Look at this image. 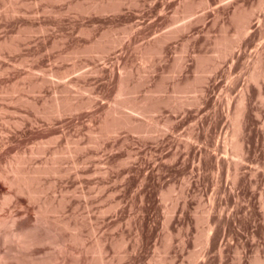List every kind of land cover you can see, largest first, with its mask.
I'll return each instance as SVG.
<instances>
[{
    "label": "rangeland",
    "instance_id": "obj_1",
    "mask_svg": "<svg viewBox=\"0 0 264 264\" xmlns=\"http://www.w3.org/2000/svg\"><path fill=\"white\" fill-rule=\"evenodd\" d=\"M0 206V264H264V0H0Z\"/></svg>",
    "mask_w": 264,
    "mask_h": 264
},
{
    "label": "bare ground",
    "instance_id": "obj_2",
    "mask_svg": "<svg viewBox=\"0 0 264 264\" xmlns=\"http://www.w3.org/2000/svg\"><path fill=\"white\" fill-rule=\"evenodd\" d=\"M243 107H244V106H243ZM240 108L242 109L241 106H240ZM240 108H239V109H240ZM241 109H240L239 113L237 114V115H238V118H239V117L241 116V114H242V111H243V110H241ZM239 119H240V118H239ZM239 119H237V120L239 121V122H238V125H237V123H236L237 128H238V129H237V133H236V134L234 133L236 137H238V135H239L238 133H240V132H239V131H240L239 128L242 127L241 124H240V120H239ZM237 120H236V121H237ZM241 131H242V130H241ZM235 132H236V131H235ZM237 134H238V135H237ZM236 137H235V138H236ZM238 138H240V135H239ZM237 140H238V139H237ZM237 140H236V143H238ZM238 144L241 145L242 143L240 142V143H238ZM238 146H239V145H238ZM242 149H243V146H242ZM29 178H30V177H29ZM27 179H28V178H27ZM17 180H18V179H17ZM17 180H16V181H17ZM19 180H20V179H19ZM28 180H29V179H28ZM8 181H9V180H8ZM8 181H7V182H8ZM10 181H11V180H10ZM8 183H9V182H8ZM14 183H15V182H14ZM19 183H20V184H19ZM19 183H17V184L20 185V188H19V189H20L21 191H24V192H25V190H27V191L31 190V189H30V186H31V185H29L30 182L27 181V180L25 179V177H24V179L21 178V180H20ZM31 184H32V183H31ZM10 185H12V184H10ZM13 185H14V184H13ZM13 185H12V186H13ZM14 187H15V186H14ZM33 187H34V186H33ZM18 192H19V191H18ZM29 192H30V191H29ZM32 192H33V190H32ZM34 192H35V190H34ZM21 193H22V192H21ZM30 194H31V192H30ZM32 195H33V194H32ZM13 197H14V196H13ZM4 198H5V197H4ZM2 200H3V199H2ZM11 200H12V195H10V196H6L5 202H3V203H6V204H7V203H9ZM14 200H15V199H14ZM14 200H13V202H14ZM3 203H2V204H3ZM6 204H5V206H6ZM8 205L10 206V204H8ZM0 208H1V206H0ZM1 209H2V208H1ZM43 215H44V214H43ZM41 216H42V215H41ZM42 218H43V217H42ZM38 219H39V218H38ZM37 222H38V220H37ZM21 224H22V223H21ZM24 224H25V222H24ZM26 224H27V223H26ZM25 226H26V225H25ZM35 226H36V224H35ZM17 227H18V226H17ZM17 227H16V228H17ZM20 227H21V226H19L18 228H20ZM38 227H39V225H38ZM18 228H17V231H16V232H18L19 230H21V229L18 230ZM22 228H23V227H22ZM35 228H36V227H35ZM29 229H30V226H29ZM29 229H28L27 231H29ZM33 229H34V228H33ZM22 230H23V229H22ZM30 230H32V229H30ZM14 232H15V231L13 230L12 233H14ZM24 232H26V231H23V233H24ZM29 232H30V231H29ZM29 232H28V233H29ZM35 232H36V231H35ZM19 233H21V231H19ZM19 233L17 234L18 236L14 235V234H16V233H14L13 235L16 236V237H19V235H21V236L23 237L24 234L22 235V233H21V234H19ZM31 233H32V231H31ZM26 234H27V233H26ZM35 234H36V233H34V235H35ZM34 235H33V236H34ZM21 236H20V237H21ZM28 236H29V234H28ZM20 237L17 238V239H20ZM22 237H21V238H22ZM29 237H30V236H29ZM34 237H35V239L38 238V237H36V236H34ZM27 238H28V237H27ZM27 238H26V235H25L24 239H20V242H21V240H23V242H25L24 240H25V239L27 240ZM11 239H12V238H11ZM32 239H33V238H31V240H32ZM40 240H41V238H40ZM27 241H28V240H27ZM27 241H26V242H27ZM34 241H35V240H34ZM18 242H19V240H18ZM26 242H25V244L27 245L28 242H27V243H26ZM36 242H37V240H36ZM39 242H40V241H39ZM31 243L34 244L33 242H31ZM29 244H30V240H29ZM29 244H28V245H29ZM32 244H31V245H32ZM28 245H27V247H28ZM35 245H37V244L35 243ZM20 246H22V243H21ZM33 246H34V245H33ZM23 247H24V246H23ZM29 247H31V246H29ZM33 262L35 263V261H33Z\"/></svg>",
    "mask_w": 264,
    "mask_h": 264
}]
</instances>
